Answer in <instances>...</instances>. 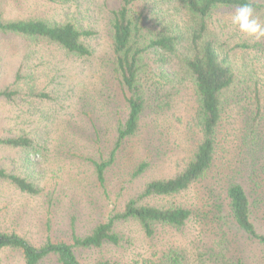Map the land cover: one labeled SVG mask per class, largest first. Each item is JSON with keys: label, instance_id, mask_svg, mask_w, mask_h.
Wrapping results in <instances>:
<instances>
[{"label": "trees", "instance_id": "16d2710c", "mask_svg": "<svg viewBox=\"0 0 264 264\" xmlns=\"http://www.w3.org/2000/svg\"><path fill=\"white\" fill-rule=\"evenodd\" d=\"M33 1L64 12L14 19L0 13V35L27 46L13 83L0 90V99L12 104L24 100L31 107L32 99L55 102L57 94L48 84L39 88L35 72L39 66L33 68L39 58L44 65L39 48L88 60L94 54L91 41L96 36L81 12L80 0ZM244 3H250L264 22V2L255 0L117 1L107 19L113 88L124 112L107 130L93 124L92 142L99 146L98 157L90 162L96 181L105 188L108 174L117 167L122 171V158L135 160L127 182L154 166L151 152L137 142L145 125H152L148 142L167 127L190 145L177 147L171 174L145 183L88 234L74 232L70 242L48 238L35 246L16 232L0 230V251L20 252L23 264H41L52 255L60 264H121L102 259L82 263L77 251L122 246L118 227L130 223L148 238L162 228L181 231L190 223L215 237L211 242L192 243L191 248L171 245L147 264H244L242 258L228 255L233 246L230 225L264 247V230L257 226L258 215L264 214V40H238L222 16ZM188 97L191 104L179 108ZM102 107L108 111L111 106L104 103ZM42 123L0 136V150L17 155L11 167L0 160V188L6 185L34 198L44 194L50 201L44 169L33 159L47 160L51 152V126ZM189 193H195L196 203L183 201ZM224 219L229 221L226 228Z\"/></svg>", "mask_w": 264, "mask_h": 264}, {"label": "rangeland", "instance_id": "374dc122", "mask_svg": "<svg viewBox=\"0 0 264 264\" xmlns=\"http://www.w3.org/2000/svg\"><path fill=\"white\" fill-rule=\"evenodd\" d=\"M117 1L80 0L86 23L96 31L91 41L94 54L90 59H73L55 49L39 48V56L44 55L45 58L44 65L40 58L33 64V68L39 66L35 69L38 85L42 88L48 84L50 91H57L55 102L32 99L31 107L24 100L12 104L0 99V136L29 129L31 124L32 127L39 123L44 125L42 121L51 126L50 135L53 140L49 157L47 160L42 156L33 158L44 169L43 174L48 180L46 192L51 200L44 194L35 198L26 196L6 185L0 188V230L16 232L35 246H41L48 238L54 242H70L74 232L79 235L88 234L96 225L106 222L110 213L120 210L129 198L141 191L145 183L171 174L172 159L177 147L189 144L180 138L175 129L167 127H162V133L161 129L158 130L156 137L148 142V129L152 125H145V132L137 142L151 152L154 166L141 178L127 182L135 160L131 157L122 158V171L118 167L113 169L108 174L105 188L96 181L90 162V159L98 157L99 146L92 142L96 133L93 124L107 130L116 124L117 118L124 112L123 103L113 88V56L107 19V13L116 6ZM234 11H225L222 16L230 22L235 37L238 40L245 39L247 37L231 23ZM63 12L61 7L33 0H0V13L6 19L31 15L61 16ZM259 18L262 21V17ZM26 48L25 42L0 35V90L13 83ZM57 70L59 73L55 75ZM52 78L55 83H52ZM104 103L111 106L108 111L102 107ZM189 104L190 97L179 108L183 109ZM147 123L151 124L150 120ZM103 137L107 139L106 134ZM13 157L17 155L12 151L0 150V160L5 166L11 167ZM121 172L123 178L119 176ZM183 201L196 203L195 193H189ZM258 217L257 226L263 231L264 214ZM223 222H226V228L229 221L224 219ZM205 230L196 223H190L181 231L162 228L155 237L148 238L137 225L121 224L118 231L123 236L122 246L78 250L77 254L82 263L102 259L121 264H147V261L160 257L171 245L191 248L192 243L203 244L215 239ZM228 233L233 245L228 255L242 258L244 264H264L263 246L247 240L232 225ZM187 250L194 252L197 249ZM0 264H23L22 256L14 250L0 251ZM41 264L60 263L52 255Z\"/></svg>", "mask_w": 264, "mask_h": 264}, {"label": "clouds", "instance_id": "9594fccd", "mask_svg": "<svg viewBox=\"0 0 264 264\" xmlns=\"http://www.w3.org/2000/svg\"><path fill=\"white\" fill-rule=\"evenodd\" d=\"M231 23L245 37L255 41L264 40V22L255 14L250 3L241 4L236 8Z\"/></svg>", "mask_w": 264, "mask_h": 264}]
</instances>
